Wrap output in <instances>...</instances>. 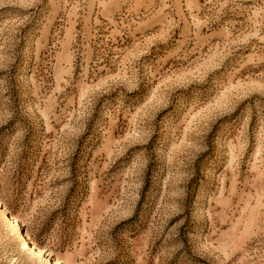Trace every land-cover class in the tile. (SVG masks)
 <instances>
[{
  "label": "rangeland",
  "instance_id": "1",
  "mask_svg": "<svg viewBox=\"0 0 264 264\" xmlns=\"http://www.w3.org/2000/svg\"><path fill=\"white\" fill-rule=\"evenodd\" d=\"M0 264H264V0H0Z\"/></svg>",
  "mask_w": 264,
  "mask_h": 264
},
{
  "label": "bare ground",
  "instance_id": "2",
  "mask_svg": "<svg viewBox=\"0 0 264 264\" xmlns=\"http://www.w3.org/2000/svg\"><path fill=\"white\" fill-rule=\"evenodd\" d=\"M10 221H12V219H10ZM12 222H13V221H12ZM25 249H27V250L29 249V250H31V251L37 253L38 255L41 254V252L36 251V250L33 248V246H31L30 243H28L27 241L25 242Z\"/></svg>",
  "mask_w": 264,
  "mask_h": 264
}]
</instances>
